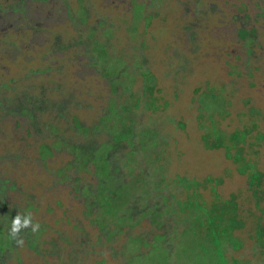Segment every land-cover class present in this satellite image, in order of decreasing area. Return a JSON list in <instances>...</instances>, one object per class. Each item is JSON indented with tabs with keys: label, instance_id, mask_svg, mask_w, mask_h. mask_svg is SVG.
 <instances>
[{
	"label": "rangeland",
	"instance_id": "374dc122",
	"mask_svg": "<svg viewBox=\"0 0 264 264\" xmlns=\"http://www.w3.org/2000/svg\"><path fill=\"white\" fill-rule=\"evenodd\" d=\"M250 3L251 0H0V180L7 185V203L17 214L30 211L42 231L37 252L28 246L30 239L24 234L29 232L33 238L34 233L27 229L22 233L24 246L18 247L5 264H18V258L23 264H172L154 251L147 252L150 248L145 243L164 233L152 228L147 219L137 228L124 227L112 239L89 221L84 200L75 190L99 186L93 163L84 166L77 162L71 150L62 145L51 156H41L43 145H53L64 138L72 145H88L87 148L111 140L112 134L106 128L112 122L86 136L75 128L74 119L89 128L101 122L115 97L112 79L106 74L114 75L118 85L128 83L115 74L121 61L145 64L142 69H151L160 90L155 94L160 109H139L134 124L136 133H140L137 142L142 141L141 147L158 162L150 166L138 151L136 172L159 170L156 178L151 174V181L160 176L170 180L177 175L200 181L209 176L222 177L224 183L218 189L223 198L240 193L241 209L247 212L254 208L247 178L227 159L226 151L204 147L196 95L208 85L224 90L230 114L223 113L225 119L218 114L214 117L227 132L253 119L249 115L252 108L255 115L264 113V31H260L261 47L250 65L237 36L238 28L246 22L242 4L248 5V13L255 11L257 4ZM139 4L142 14L135 19L134 9ZM261 5L264 8V0ZM250 26L264 27L257 21H251ZM94 59L99 66H95ZM130 80L134 81L132 90L141 92L140 73H133ZM118 91L122 93L121 88ZM130 95V91L121 95L119 102H125ZM25 97L46 101L34 119L15 110ZM259 120L264 131L261 115ZM130 150L127 145L118 159L114 157L112 168H120L118 181L127 178L124 163ZM85 152L95 155L93 150ZM260 165L264 168V151ZM204 196L212 199L209 190ZM14 212L7 211L5 218L14 216ZM4 229L0 226V231ZM251 230L249 223L245 234ZM137 236L140 238L133 239ZM231 255L250 264H264V254L258 256L251 242Z\"/></svg>",
	"mask_w": 264,
	"mask_h": 264
},
{
	"label": "trees",
	"instance_id": "16d2710c",
	"mask_svg": "<svg viewBox=\"0 0 264 264\" xmlns=\"http://www.w3.org/2000/svg\"><path fill=\"white\" fill-rule=\"evenodd\" d=\"M251 3L257 4L253 11L254 15L248 13V5L242 4L243 11L247 12L246 22L242 23L237 31L238 41L245 50L248 65L257 57V49L261 47L260 31H264V27L250 26L251 21L260 22L264 26V8L261 0H251ZM140 7V4L135 6V19H139L142 14ZM137 30L132 32L135 33ZM94 60L95 66H99L97 60ZM107 60L108 63L111 62V58ZM119 65L115 74L120 76L123 82L128 83L118 85L113 81L114 75L108 76L105 73L112 79V91L115 97L110 100L109 112L102 116L101 122L94 128H89L82 126L77 119H74L76 120L75 128L86 136L91 135V132L98 133V129L107 127V123L112 122V126L106 128L112 134L111 140L102 144H89L91 146L87 148L88 145L81 147L72 145L64 138L65 141L61 139L62 141L58 140L53 145H43L41 156L43 159L51 156L52 151L62 145L71 150L77 162L84 166L87 163L95 165L100 178L99 186L94 190L78 188L75 193L79 192L80 198L84 200L85 215L89 221L97 225L107 238L112 239L115 234L121 233L124 227L137 228L147 219L152 228L164 232L156 234L151 243H145V246L150 248L147 252L154 251L172 264H250L247 260L232 256L231 252L240 251L246 248L247 242H251L258 256L264 254V168L260 165L261 153L264 151V131L258 123L260 115L264 120V113L259 112L255 115V110L252 108L249 115L254 116L253 119L249 118L247 120L249 122L241 128L227 132L220 127L214 117L218 114L225 119L230 114L227 108L229 103L223 95L224 90H217L208 85L205 90L196 92L202 114L200 129L203 130L204 147L208 150L224 149L227 159L236 165L238 173L247 178L254 208L244 212L238 202L240 193L232 194L230 199L223 198L219 193L218 188L224 183L222 177L209 176L200 181L177 175L170 180L160 176L159 180L151 181V174L153 178H156L159 170L151 169V173L140 169L136 172L137 165L134 163L138 162V151L142 153L150 166L153 167L158 162L152 154L141 147L142 141L137 142L140 133H136L134 124L135 112L139 109L151 111L160 109L155 103L157 100L155 94H158L160 90L156 86V78L151 69H142L146 66L145 64L141 62L126 64V61H121ZM112 71L111 68L110 72ZM133 73H140L143 79V89L139 93L132 90L134 81L130 80V77ZM236 74L240 76L237 71ZM250 77H253L251 73ZM119 88L122 93L118 91ZM129 91L131 95L125 102L120 103L121 95L126 96ZM35 99L22 98L15 110L20 111V115H28L34 119L35 112L39 110L42 112L46 103L45 100L38 102ZM165 103L164 108L168 105L167 101ZM2 105L0 101V110ZM7 111L11 112L12 109ZM203 112H207V115ZM124 144L131 147L124 163L127 178L118 181L116 177L120 168H112V163L114 157L118 159L125 147ZM138 146L139 149H137ZM92 150L95 152L94 156H89L85 152ZM115 154L118 155L115 156ZM109 180L113 183L109 184ZM207 190L211 193V200L204 196ZM0 196H2L0 226H5V229L0 231V264H5L12 253L18 251L19 246L8 235L11 220L17 213L16 209L7 203V185L1 180ZM11 210H15L14 216L5 218V213ZM249 223H252V230L245 234ZM111 226L115 229L110 231ZM24 231L21 232V236ZM34 234H32L33 238L30 237L29 232L24 235L30 239L28 246L37 252V241L42 231ZM137 238L140 236L133 239ZM17 261L18 264H23L20 258Z\"/></svg>",
	"mask_w": 264,
	"mask_h": 264
},
{
	"label": "clouds",
	"instance_id": "9594fccd",
	"mask_svg": "<svg viewBox=\"0 0 264 264\" xmlns=\"http://www.w3.org/2000/svg\"><path fill=\"white\" fill-rule=\"evenodd\" d=\"M40 223L34 222L33 214L29 212H19L12 220L8 235L11 240L19 247L24 246V239L21 236V232L30 229L32 233H36L40 230Z\"/></svg>",
	"mask_w": 264,
	"mask_h": 264
}]
</instances>
